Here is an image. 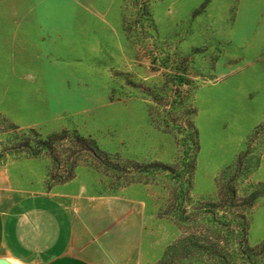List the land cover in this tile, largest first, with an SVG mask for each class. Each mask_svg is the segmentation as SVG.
Instances as JSON below:
<instances>
[{
  "label": "rangeland",
  "instance_id": "rangeland-1",
  "mask_svg": "<svg viewBox=\"0 0 264 264\" xmlns=\"http://www.w3.org/2000/svg\"><path fill=\"white\" fill-rule=\"evenodd\" d=\"M31 129L78 130L107 165L84 154L60 182L47 152L9 150ZM0 153L2 181L131 202L143 238L125 264H264V0H0ZM155 162L175 172L138 166ZM224 180L261 195L219 206Z\"/></svg>",
  "mask_w": 264,
  "mask_h": 264
},
{
  "label": "crops",
  "instance_id": "crops-1",
  "mask_svg": "<svg viewBox=\"0 0 264 264\" xmlns=\"http://www.w3.org/2000/svg\"><path fill=\"white\" fill-rule=\"evenodd\" d=\"M143 221L127 199L99 196L74 207L57 187L0 178V257L24 264H125L138 252Z\"/></svg>",
  "mask_w": 264,
  "mask_h": 264
},
{
  "label": "trees",
  "instance_id": "trees-1",
  "mask_svg": "<svg viewBox=\"0 0 264 264\" xmlns=\"http://www.w3.org/2000/svg\"><path fill=\"white\" fill-rule=\"evenodd\" d=\"M167 114H170V111H167ZM196 114V109L191 110L190 117H188V125L193 130L194 136L191 141L193 142L194 146V152L191 163L188 165V170L186 171L189 175V186H192V180L193 175L196 170V162H197V154L200 151V142H199V133L198 129L195 125V122L192 119V116ZM150 116L152 118V122L156 123L155 117L153 112L150 111ZM162 122H166L163 126L162 124H158L159 127H163L164 129H168V131H175L171 127V125L166 121V119H162ZM31 136L24 134V141L19 143L18 145L11 146L9 150H22L27 151L33 156H40L42 153L47 152L54 165L58 166V168L66 166L63 170L64 172L61 175H52V177L60 182H65L73 178L74 176V169L78 165L80 158L84 154H88L89 156L96 158L98 160H101L105 165H107V162L104 160L106 159L105 152H103L97 141L91 137H86L82 135L78 130H64L62 133L54 134L51 137L44 138L41 136L40 133H38L35 129L30 130ZM2 153H0V156ZM238 163L236 167L242 168L243 164V157L240 156L238 158ZM138 164V163H137ZM138 166H141L143 168L149 169L150 167L154 168H162L165 170H170L172 172H175V168L164 164L162 162H155L150 164H138ZM233 167H231L232 169ZM51 177V176H50ZM219 189V199L217 205L219 206H225V205H234V203L237 206H244V205H251L254 203V201L261 195L260 193L254 192L252 193L248 198L240 197L237 194V190L234 189V187H230L229 185L226 186L225 180L222 181L218 187ZM237 202V203H236ZM244 218V215H239V217ZM247 233V230L244 234ZM188 242V245H185V247L190 246V248H195L198 250H205V246L200 243V241L195 240V237L191 236H185L182 240V242ZM243 243L247 244L248 240L244 237ZM250 248V247H249ZM211 252V251H210ZM216 252V251H215ZM215 255L216 253L213 252Z\"/></svg>",
  "mask_w": 264,
  "mask_h": 264
},
{
  "label": "water",
  "instance_id": "water-1",
  "mask_svg": "<svg viewBox=\"0 0 264 264\" xmlns=\"http://www.w3.org/2000/svg\"><path fill=\"white\" fill-rule=\"evenodd\" d=\"M0 264H24V263H18L12 259H10L7 256L0 257Z\"/></svg>",
  "mask_w": 264,
  "mask_h": 264
}]
</instances>
